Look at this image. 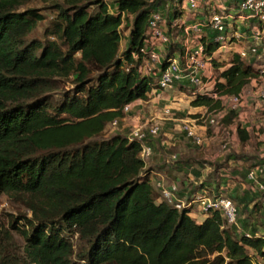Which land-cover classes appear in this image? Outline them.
Listing matches in <instances>:
<instances>
[{
	"label": "trees",
	"instance_id": "1",
	"mask_svg": "<svg viewBox=\"0 0 264 264\" xmlns=\"http://www.w3.org/2000/svg\"><path fill=\"white\" fill-rule=\"evenodd\" d=\"M36 1L52 4L30 9ZM172 1L0 0V194L31 214L10 224L24 240L22 255L0 229V264H264L263 236L237 235L217 212L197 223L188 209L157 203L154 191L172 185L184 196L186 179L151 183L154 168L141 161L139 142L122 131L103 136L121 126L126 105L150 100L157 77L143 73L140 50L152 11ZM44 13L52 18L41 29ZM232 54L215 53L211 66L220 96L241 98L259 73ZM190 106L223 110L220 98ZM236 116L229 111L220 122L228 127ZM235 132L248 142L244 129ZM195 183L189 191L203 195L207 183Z\"/></svg>",
	"mask_w": 264,
	"mask_h": 264
},
{
	"label": "built area",
	"instance_id": "2",
	"mask_svg": "<svg viewBox=\"0 0 264 264\" xmlns=\"http://www.w3.org/2000/svg\"><path fill=\"white\" fill-rule=\"evenodd\" d=\"M209 1L174 0L171 4L157 5L151 13L147 37L140 50L146 58L145 63L153 66L155 70L153 74L157 73L156 88L151 91L150 96L159 98L167 91H176L181 87L187 89L191 100L197 97H207L213 101L221 99L223 109L221 112L217 109L203 108L207 114L201 125L196 120H188L183 125L182 131L186 139L194 145H202L208 127H215L229 111H235L240 103L238 97L220 96L210 56L221 52L236 53L241 59L248 61L264 55V0H237L234 8L228 7L226 0H215L213 5ZM150 3L155 4L153 1ZM175 11L180 13L178 18H174ZM184 13L190 14L187 20L183 18ZM169 30L175 34L172 41L167 32ZM171 43H175L177 47L166 57ZM211 44L216 49L208 55V46ZM163 65L165 67L160 71V66ZM150 72L151 69H147V74ZM258 73L259 76L251 79L250 84H254L255 98L264 104V84L259 85L264 81V67L261 66ZM224 101H229L232 106H224ZM134 103L124 107L123 112L126 115L131 112ZM165 114H169V109L165 110ZM113 125H116V122ZM132 128L129 140L140 143L139 157L146 166L151 154L147 146L148 139L157 135L159 129L157 126L141 125L138 121ZM172 158L175 159L176 155L174 154ZM246 180L252 189L260 193L264 207V166L248 169ZM176 193L177 188L172 185L168 189H162L156 201L173 204L177 210L188 209L189 216L193 213L194 206H197L203 215H209L212 211L217 212L226 225L235 224L236 208L225 196L220 194L218 197L209 198L204 193L186 202L177 199ZM262 236L264 238V235Z\"/></svg>",
	"mask_w": 264,
	"mask_h": 264
},
{
	"label": "rangeland",
	"instance_id": "3",
	"mask_svg": "<svg viewBox=\"0 0 264 264\" xmlns=\"http://www.w3.org/2000/svg\"><path fill=\"white\" fill-rule=\"evenodd\" d=\"M147 1L149 3L153 1L156 4L157 0ZM234 1H232L233 7L235 6ZM104 2L112 4L114 0H104ZM51 4L36 1L29 8H47ZM183 16L184 20H187L190 14L184 13ZM43 17L44 21L39 24L41 29L52 18L49 13H44ZM238 23L241 24V21ZM126 36L127 31L124 30L122 44L125 43ZM50 40L53 41L54 39L50 38ZM230 55L232 56V53ZM230 55L226 59L227 62L231 61ZM248 63L253 64L254 71L258 72L261 66L264 67V55L250 61L248 60ZM148 68L151 69L150 74L155 72L153 66L149 63ZM213 76L217 77V74L215 73L214 75L213 72ZM261 84H264V81L259 83V85ZM65 87H69V84H66ZM65 87L62 86L63 89ZM165 94L169 95L165 102L159 101L162 99L163 94L160 95L159 100L154 96H150L148 102L139 101L140 105L138 107L135 105L134 109L131 110L134 116L138 118L139 124L157 126L159 129L154 141L151 142L152 156L148 165L163 164L161 170L157 169L158 166L152 167L155 171H160L166 176L164 178L157 176L155 177L156 180L151 177V183L155 184L158 181L163 182L165 185L167 178L177 181V179L182 180V178L188 179L189 175L194 180L202 179L203 183H207L206 188L203 187L209 198H213L219 193L230 198L238 208V218L235 224L229 227L230 229L237 235H264V215L261 214L260 200L249 208L248 205L247 207L244 206L243 198L242 200L239 198L242 194L241 191L238 190L237 192L239 193L238 198L242 203L237 205V202L231 197V191L235 190L236 187L235 184L244 186V191H250L251 184L246 180V170L264 165V104L255 98L254 84H250L241 96L240 103L235 108L237 116L233 124L226 127L224 123L218 121L215 127H208L202 145H194L189 142L182 131V127L188 120H196L201 125L207 114L205 109L190 106L192 100L188 97L189 92L185 88L179 87L176 91ZM145 103L148 105H145ZM223 105L232 106L229 101H224ZM140 106H143L146 112H143L139 108ZM166 109H169V114L167 115L165 114ZM118 125H109L103 136L109 137L122 131L121 126L119 127ZM237 127L244 129L249 135L247 143H242L238 139L235 132ZM154 147H156V151H154ZM174 154L176 155L175 159L172 158ZM189 190L190 188L187 187L185 195L178 199L186 202L195 199L197 197L196 193ZM154 197L155 199L157 198L156 191H154ZM238 198L235 197V199ZM246 201L248 202V200ZM21 216L30 218L31 214L14 197L0 194V229H5L11 233L15 252L19 255L23 254L24 240L18 232L11 228L10 224L13 218H20ZM247 253L252 256L251 251H247Z\"/></svg>",
	"mask_w": 264,
	"mask_h": 264
},
{
	"label": "crops",
	"instance_id": "4",
	"mask_svg": "<svg viewBox=\"0 0 264 264\" xmlns=\"http://www.w3.org/2000/svg\"><path fill=\"white\" fill-rule=\"evenodd\" d=\"M232 1H234V0H226V5L228 6V7H231V8H234L232 5H233V2ZM237 0H235L234 2H236ZM239 1V0H238ZM210 3H212V5L215 3V0H210L209 1ZM144 67H143V73L145 74V75H149V76H153V77H156L157 76V73L156 74H147V69H149L148 68V64L147 63H145V65H143ZM169 98V95H167V94H163V96H162V99H160V98H157L159 101H162V102H165V99H168ZM158 101V102H159ZM139 101H136L135 103H134V105H136L137 107L139 106ZM145 105H148V104H146L145 103ZM143 106H144V104H143ZM143 106L141 107H139V108H141L142 110H143V112H146L145 110H144V108H143ZM137 107H135V108H137ZM134 109V107L132 108V110ZM137 121H138V118L136 117V116H134V113L131 111L129 114H127L126 116H125V118L121 121L122 122V124H121V130H122V132L123 133H128V134H130L131 133V129H133L132 127L135 125V123H137ZM154 150L156 151V148H154ZM157 164H155V166H156ZM150 166H152V164H150V165H148V163L146 164V166L145 167H150ZM154 166V165H153ZM157 176H160V178H164L166 175H164L163 173H161V172H157V171H155L154 170V172L152 173V175H151V177H154V180H156V178L155 177H157ZM196 181H198V180H194L192 177H191V175H189L188 176V179H186V181L183 183L184 184V186H183V190H185L189 185H191V184H196L195 182ZM199 182H202V179L200 180L199 179ZM235 190L233 191H231V196L233 197V198H235V197H237L238 198V196H239V193L237 192L238 190L239 191H241V195H240V197L239 198H241V200H242V198H243V203H244V206H246V205H248L249 206V208L250 207H252L253 205H255L257 202H258V199L256 198V196H254V191L252 190V188L250 187V191H244L243 190V188H244V186H242V185H237V184H235ZM254 194H253V193ZM239 198H238V201H241V200H239ZM246 200H249L250 202H247ZM193 213L190 215V217L195 221V222H197V223H200V222H202L208 215H203L201 212H200V210H199V208L197 207V206H195L194 208H193ZM261 214L262 215H264V210H262L261 211Z\"/></svg>",
	"mask_w": 264,
	"mask_h": 264
}]
</instances>
